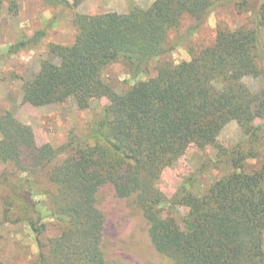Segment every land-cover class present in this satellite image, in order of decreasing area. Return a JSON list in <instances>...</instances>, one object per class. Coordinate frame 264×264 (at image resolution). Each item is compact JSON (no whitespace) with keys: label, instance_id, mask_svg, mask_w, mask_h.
I'll use <instances>...</instances> for the list:
<instances>
[{"label":"trees","instance_id":"trees-1","mask_svg":"<svg viewBox=\"0 0 264 264\" xmlns=\"http://www.w3.org/2000/svg\"><path fill=\"white\" fill-rule=\"evenodd\" d=\"M42 2L70 10L74 35L69 43L47 44L57 61L40 60L22 82V101L41 106L72 98L79 109L94 98L107 102L86 139L61 147L38 144L30 125L10 110L0 112V160L28 173L15 183L22 192L12 186V196L28 210L34 264H109L97 202L103 187L120 198L134 196L153 247L173 264H264V0H152L146 8L95 14L75 11L82 0ZM4 4L18 11L17 0H0V13ZM226 8L246 13V21L236 28L218 23L213 41L188 60L169 56L210 14ZM43 34L16 41L7 53ZM153 60V72L141 78ZM115 65L128 70L129 80L111 76ZM246 76L261 86L253 90ZM231 120L244 138L227 149L216 137ZM190 145L218 148V159L232 170L200 193L189 176L168 197L161 176ZM250 159L257 166L251 168ZM38 172L50 184L46 211L61 224L47 242L32 197Z\"/></svg>","mask_w":264,"mask_h":264},{"label":"rangeland","instance_id":"rangeland-1","mask_svg":"<svg viewBox=\"0 0 264 264\" xmlns=\"http://www.w3.org/2000/svg\"><path fill=\"white\" fill-rule=\"evenodd\" d=\"M18 11L11 13L4 4L0 13V112L10 110L21 122L32 127L38 144L50 143L53 147L68 146L87 138L92 122L102 114L107 100L94 98L88 108L79 109L72 98L41 106H33L22 101V82L30 78L39 68L42 58H57L47 51L49 42L69 43L74 35L71 12L68 8H53L42 0H17ZM152 0H82L75 7L79 13H102L107 11L127 12L134 6L146 8ZM246 13L238 14L233 8L222 9L209 15L193 34L185 37L174 47L169 56L175 61L188 60L192 50L196 51L210 44L218 23L236 28L246 21ZM189 19H184L186 27ZM37 30L44 34L36 42L29 43L17 53L8 54L10 46L20 39H29ZM264 37V29L262 30ZM156 61L147 64L141 78L153 72ZM108 72L119 76V80H129L128 70L115 65ZM243 81L253 90L261 86V80L246 76ZM244 138L239 124L227 122L216 137L218 145L230 149ZM90 140V139H89ZM218 148L207 145L198 148L190 145L172 166L166 168L159 181V187L171 197L182 181L193 176L191 188L202 192L208 185L232 170L226 159H218ZM256 159L249 160V166H257ZM28 173L17 171L11 163L0 160V264H34L38 250L33 231L26 221L28 210L24 208L20 196H12V186L17 192L23 187L16 185L20 176ZM33 185L32 197L38 202L41 222L46 227L41 235L44 242L61 231V224L52 218L47 209V195L50 188L45 173L38 172ZM188 186V185H187ZM190 188V187H188ZM99 208L105 216L102 247L109 264H173V260L152 245L148 235V222L137 206L134 196L120 198L108 187L97 194ZM44 205V206H43ZM26 211V212H25ZM182 213L183 207L178 210ZM38 213V214H37ZM35 215V214H34ZM35 215V216H36ZM264 244V233H263Z\"/></svg>","mask_w":264,"mask_h":264}]
</instances>
